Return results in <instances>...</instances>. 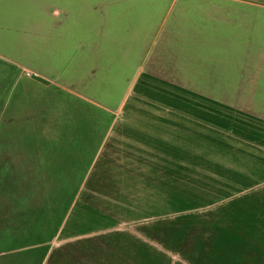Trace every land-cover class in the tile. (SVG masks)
Segmentation results:
<instances>
[{"label": "crops", "instance_id": "obj_1", "mask_svg": "<svg viewBox=\"0 0 264 264\" xmlns=\"http://www.w3.org/2000/svg\"><path fill=\"white\" fill-rule=\"evenodd\" d=\"M160 4L53 6L10 71L9 168L59 191L0 177V264H264V4Z\"/></svg>", "mask_w": 264, "mask_h": 264}, {"label": "rangeland", "instance_id": "obj_2", "mask_svg": "<svg viewBox=\"0 0 264 264\" xmlns=\"http://www.w3.org/2000/svg\"><path fill=\"white\" fill-rule=\"evenodd\" d=\"M171 1L172 0H0V177H9L11 172V174L15 173V176L18 178L32 180L31 184L33 186L31 188L36 198L33 204L34 210L41 208L42 202L40 201V197L42 195L47 196L49 199L46 203L43 202L44 205H47L45 208H49L50 211L56 209L57 201L55 193L58 192L59 189H57L56 186H41V182L39 181L47 176V171L41 170L39 164L33 163V165L29 163V170H12L9 168L11 156V138L9 137V128H11L9 122V82L10 78L13 77L11 72L14 70H18L17 77L20 79V76L30 77L32 75L31 71L23 69L25 66L36 67L40 66V63L42 65L41 60H39L40 63L37 61V64L36 56L42 57L41 53H43V46L45 47V54L49 51L48 42L45 41V36L47 35L46 30L50 27L47 12L53 6L66 9L73 8L74 5L78 3L88 2L98 4H104L106 2H135L144 5L161 2L160 8H164L165 5ZM256 2L264 4V0H256ZM9 3L13 5L12 10L8 9ZM162 13V11H159L156 14L158 19L161 18ZM257 14L261 18H264L263 10H257ZM52 52L57 54L56 47ZM21 155H23L22 160L25 161L24 154ZM22 165H24V162H22ZM10 188L12 187L1 186L0 194L7 196ZM18 189L25 190L30 189V187H18ZM52 193H54L53 196ZM6 199L7 198H5V201H7Z\"/></svg>", "mask_w": 264, "mask_h": 264}, {"label": "water", "instance_id": "obj_3", "mask_svg": "<svg viewBox=\"0 0 264 264\" xmlns=\"http://www.w3.org/2000/svg\"><path fill=\"white\" fill-rule=\"evenodd\" d=\"M249 1H255V0H249Z\"/></svg>", "mask_w": 264, "mask_h": 264}]
</instances>
